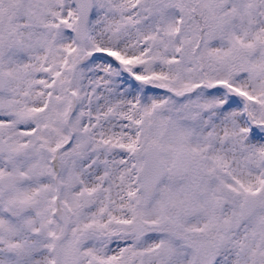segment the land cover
I'll use <instances>...</instances> for the list:
<instances>
[{
  "label": "snow or ice",
  "instance_id": "obj_1",
  "mask_svg": "<svg viewBox=\"0 0 264 264\" xmlns=\"http://www.w3.org/2000/svg\"><path fill=\"white\" fill-rule=\"evenodd\" d=\"M0 264H264V0H0Z\"/></svg>",
  "mask_w": 264,
  "mask_h": 264
}]
</instances>
